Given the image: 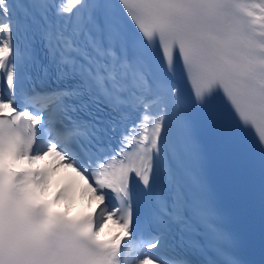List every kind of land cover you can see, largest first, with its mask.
<instances>
[{"label":"snow or ice","instance_id":"snow-or-ice-1","mask_svg":"<svg viewBox=\"0 0 264 264\" xmlns=\"http://www.w3.org/2000/svg\"><path fill=\"white\" fill-rule=\"evenodd\" d=\"M52 155L96 219L21 167ZM0 264H264V0H0Z\"/></svg>","mask_w":264,"mask_h":264},{"label":"bare ground","instance_id":"bare-ground-1","mask_svg":"<svg viewBox=\"0 0 264 264\" xmlns=\"http://www.w3.org/2000/svg\"><path fill=\"white\" fill-rule=\"evenodd\" d=\"M57 158H58V157L53 156V155L47 157V159H49L52 163H54L55 166H58V165H59V164L57 163ZM109 221H110L111 224H113V225H118V223L115 222V219H114V218L111 219V220H109Z\"/></svg>","mask_w":264,"mask_h":264}]
</instances>
